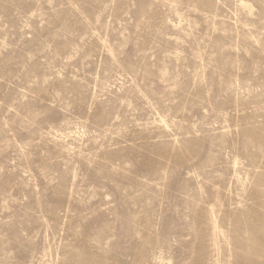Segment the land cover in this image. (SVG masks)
<instances>
[{
    "label": "rangeland",
    "instance_id": "1",
    "mask_svg": "<svg viewBox=\"0 0 264 264\" xmlns=\"http://www.w3.org/2000/svg\"><path fill=\"white\" fill-rule=\"evenodd\" d=\"M0 264H264V0H0Z\"/></svg>",
    "mask_w": 264,
    "mask_h": 264
}]
</instances>
